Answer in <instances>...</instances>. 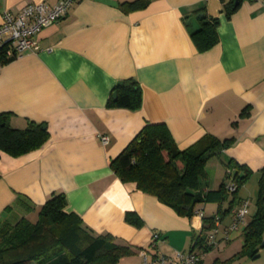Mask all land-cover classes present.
I'll return each instance as SVG.
<instances>
[{"label":"crops","instance_id":"1","mask_svg":"<svg viewBox=\"0 0 264 264\" xmlns=\"http://www.w3.org/2000/svg\"><path fill=\"white\" fill-rule=\"evenodd\" d=\"M27 1L58 0H0V18ZM128 1L78 0L37 33V51L0 57V113L10 114L13 128L32 121L45 124L48 133L39 148L24 154L0 149V217L33 221L48 197L62 191L67 212L93 232L128 244L134 250L128 257L141 264L138 251L154 233L163 239L159 251H195L198 264H264V246L251 257L238 255L243 228L226 235L230 213L204 228L205 243L218 230L215 244L202 251L199 217L179 215L123 182L109 165L147 122L164 123L180 149L205 134L231 138L206 159L201 187L217 189L233 159L251 170L236 190L235 205L248 198L249 216L254 212L264 166V0H242L229 16L222 6L228 0H150L135 9L123 5ZM199 9L219 20L218 39L205 50L197 48L185 24L188 16L196 24ZM127 78L139 87V108L108 106L112 88ZM101 135L108 136L106 143ZM234 191H227L229 197ZM218 210L216 202L203 205L205 216H218ZM127 211L143 224L127 223ZM126 258L114 264H129Z\"/></svg>","mask_w":264,"mask_h":264},{"label":"trees","instance_id":"2","mask_svg":"<svg viewBox=\"0 0 264 264\" xmlns=\"http://www.w3.org/2000/svg\"><path fill=\"white\" fill-rule=\"evenodd\" d=\"M150 0L123 2L127 9L143 8ZM242 0L222 1L226 16L237 9ZM185 17L191 39L199 50H205L217 39L218 18L208 16L204 10ZM0 57L6 58L4 50ZM12 58V57H9ZM116 93V98L113 94ZM141 92L136 81L127 78L111 90L107 105L131 110L139 108ZM10 114L0 113V149L17 156L39 148L47 139V130L29 121L25 128H13ZM232 139H219L205 134L190 146L180 149L164 123H145L128 144L109 160L113 172L123 182H133L137 189L154 195L159 201L173 208L179 215L191 218L195 210L207 202H216L219 215L203 216L202 233L197 238L202 251L211 246L204 241V228L213 227L216 218L230 213L235 205L236 190L246 182L251 170L230 159L226 180L215 190L201 187L207 179L206 159L229 146ZM181 160L182 167L177 161ZM236 188L229 197L227 180ZM240 200V199H239ZM226 201V207L221 208ZM241 201V200H240ZM17 203L28 209L18 198ZM65 194L52 193L39 207L37 218L25 216L13 219L0 217V264H114L121 257L134 253L125 243L116 241L109 233H95L84 226L80 218L66 211ZM255 210L243 227V243L238 255L253 256L264 240V166L259 170ZM127 223L140 227L141 218L130 211L124 215Z\"/></svg>","mask_w":264,"mask_h":264},{"label":"built area","instance_id":"3","mask_svg":"<svg viewBox=\"0 0 264 264\" xmlns=\"http://www.w3.org/2000/svg\"><path fill=\"white\" fill-rule=\"evenodd\" d=\"M78 0H58L54 4L45 1H27L16 12L2 11L0 18V51L4 50L5 57H15L22 52H35L39 48L37 33L45 26L63 17L68 8ZM101 140L106 143L107 135H101ZM227 190L234 191L236 186L229 180ZM250 201L248 198L234 205L230 211V222L226 227V235L240 231L249 218ZM195 216L202 220L203 206L195 210ZM218 218V217H217ZM217 228L207 235V244L216 242ZM163 243L161 235L154 233L151 241L145 247H140L138 253L142 264H198L200 254L195 251L182 252L176 250L173 254L159 251Z\"/></svg>","mask_w":264,"mask_h":264},{"label":"rangeland","instance_id":"4","mask_svg":"<svg viewBox=\"0 0 264 264\" xmlns=\"http://www.w3.org/2000/svg\"><path fill=\"white\" fill-rule=\"evenodd\" d=\"M250 205L252 206L253 203L251 202ZM125 257H126V256H125ZM125 261H127L129 264H141L138 258H136V257H134V258H133V257H128V255H127V258H126ZM251 261H252V260H251ZM253 261H254V260H253Z\"/></svg>","mask_w":264,"mask_h":264},{"label":"water","instance_id":"5","mask_svg":"<svg viewBox=\"0 0 264 264\" xmlns=\"http://www.w3.org/2000/svg\"><path fill=\"white\" fill-rule=\"evenodd\" d=\"M113 98H116V93L113 94ZM43 128H45V124H41ZM261 246H264V240L261 241Z\"/></svg>","mask_w":264,"mask_h":264}]
</instances>
